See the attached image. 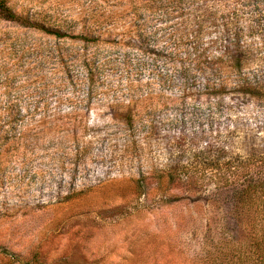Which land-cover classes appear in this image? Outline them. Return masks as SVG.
I'll use <instances>...</instances> for the list:
<instances>
[{"label":"rangeland","instance_id":"374dc122","mask_svg":"<svg viewBox=\"0 0 264 264\" xmlns=\"http://www.w3.org/2000/svg\"><path fill=\"white\" fill-rule=\"evenodd\" d=\"M263 179L264 0H0V264H234Z\"/></svg>","mask_w":264,"mask_h":264},{"label":"trees","instance_id":"16d2710c","mask_svg":"<svg viewBox=\"0 0 264 264\" xmlns=\"http://www.w3.org/2000/svg\"><path fill=\"white\" fill-rule=\"evenodd\" d=\"M232 44V43H231ZM238 45V43H236ZM240 46H237V49ZM229 54V52H228ZM234 61V56L231 57ZM87 65L88 62H84ZM182 73L189 75L190 68L187 65H182ZM195 69L197 71V66L195 65L192 70ZM197 69V70H196ZM200 70V69H199ZM88 73L90 76L88 78L92 79L96 73L95 68H89ZM264 180V179H263ZM256 181L250 180L247 181L246 184H243L238 196H244L247 201V205L249 201L251 205L258 202V195H261L264 192V181ZM261 197V196H260ZM243 198V199H244ZM250 205V206H251ZM248 206V207H250ZM256 216H251L249 224V239L247 245H244L245 248L240 250L239 254L234 258V264H245V261L250 260V264H264V234L261 233V228L259 227V219L255 220Z\"/></svg>","mask_w":264,"mask_h":264}]
</instances>
